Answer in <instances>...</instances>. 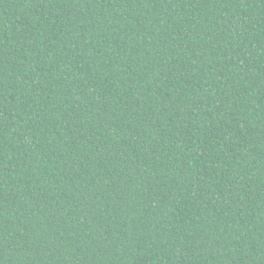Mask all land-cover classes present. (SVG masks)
Segmentation results:
<instances>
[{
    "label": "trees",
    "instance_id": "trees-1",
    "mask_svg": "<svg viewBox=\"0 0 264 264\" xmlns=\"http://www.w3.org/2000/svg\"><path fill=\"white\" fill-rule=\"evenodd\" d=\"M0 264H264V0H0Z\"/></svg>",
    "mask_w": 264,
    "mask_h": 264
}]
</instances>
